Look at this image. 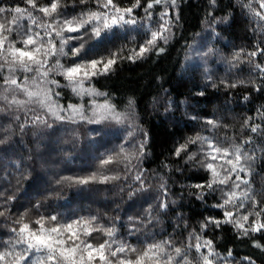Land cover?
Listing matches in <instances>:
<instances>
[{
    "label": "snow or ice",
    "instance_id": "snow-or-ice-1",
    "mask_svg": "<svg viewBox=\"0 0 264 264\" xmlns=\"http://www.w3.org/2000/svg\"><path fill=\"white\" fill-rule=\"evenodd\" d=\"M184 2L92 0L93 7L89 0H23V6L0 0V117L6 121L0 123V150L30 133L39 138L66 131L78 141L79 129L86 125L96 126L87 134L90 144L97 143L96 137L120 134L114 147L96 149L95 164L86 173L57 174L34 202L19 196L34 170L22 165V158L14 161L15 185L9 181L10 187L0 189V218L8 228L6 239L0 240V264H264V187L257 189L251 182L257 165L264 162V105L255 116L243 118L239 134L214 115L174 148L172 156L181 162L175 171L205 173L199 182L181 187L196 189L190 195L220 213L204 216L197 228L172 207L177 201L169 200L165 175L144 166L150 136L140 122L135 97L118 100L98 87L124 62L143 63L166 53L181 27ZM209 2L211 9L218 6L217 0ZM237 6L256 24L253 48L241 47L225 56L211 45L206 51L190 45L185 59L198 57L206 64L210 56H218L229 73L237 70L216 80L205 68L208 87L264 92V0H237ZM230 11L222 17L208 11L203 22L213 38L219 35L214 25L226 22ZM242 64L251 69L246 77L241 75ZM250 98L251 93L242 97L245 102ZM162 167L171 173L174 166L164 162ZM91 185H112L147 206L141 215L127 217V232L121 231L125 225L119 223L118 209L114 216L56 210L54 201L66 187ZM23 200L28 203H20ZM170 212L179 223L171 232H155ZM225 227L238 240H248L261 256L241 257L231 246L219 250L209 233Z\"/></svg>",
    "mask_w": 264,
    "mask_h": 264
},
{
    "label": "trees",
    "instance_id": "trees-1",
    "mask_svg": "<svg viewBox=\"0 0 264 264\" xmlns=\"http://www.w3.org/2000/svg\"><path fill=\"white\" fill-rule=\"evenodd\" d=\"M23 6V0H10ZM125 0H121V3ZM90 6H95L89 0ZM217 7L211 9L209 0H185L181 6V27L176 31L175 38L168 45L166 53L160 57H153L147 62L132 64L124 62L118 71L107 80L101 79L98 87H105L115 94L118 100L135 97L139 112L140 122L149 133L148 141L149 155L145 160V168L150 173H161L168 179L169 200L175 199L177 203L172 207L178 213L183 214V219L190 227L198 228V221L206 215H220L218 210L205 207L195 196L190 193L197 191L194 188L181 187L190 183L199 182L205 175L203 172L185 170L183 173L175 171V165L181 163L172 156L176 145L186 135H190L193 129H199L204 118L222 116L223 122L232 125L239 134L240 124L246 115L255 116L256 109L264 105V92H255L251 87H237L225 91L222 87L214 89L208 87L204 79L205 68L211 73L213 79H220L229 73L228 67L218 56H210L207 63L198 57L186 60V52L189 46L206 51L211 45L225 56L241 47L251 50L256 42V35L252 31L256 24L248 16L242 14L237 6V0H217ZM159 8V6H157ZM230 11V18L226 22L216 25L215 31L219 35L213 38L211 28L206 27L204 18L208 11H212L216 17H222ZM199 33V35H197ZM138 40L141 37H137ZM192 55V53H189ZM241 75L246 77L251 69L241 65ZM237 73L232 69L230 76ZM205 91L204 96L197 93ZM251 93V98L245 102L242 97ZM171 101L169 105L168 102ZM167 107V110H166ZM198 117L192 120L191 117ZM6 122L0 117V123ZM95 125H86L80 128V140H74L70 132L59 131L54 135L43 134L39 138L31 133L22 138L14 139V146L0 150V189L15 185L16 168L14 161L22 158V165H31L33 168V179L23 185L19 196H27L32 202L42 193L44 188L51 187L55 177L59 175H75L86 173L95 164L96 149L104 150L102 146L114 147L118 142L116 135L110 133L103 139L96 137L97 143L90 144L88 132ZM224 129H221V133ZM244 135H253L256 142L260 138L255 134L245 131ZM119 137V136H118ZM31 155V159L29 156ZM259 155V154H258ZM43 161L51 163V169L44 166ZM164 162L172 164L173 171L167 173L162 167ZM90 167H82L83 164ZM182 167L183 166L181 164ZM46 175L48 181H41ZM251 182L259 189L264 187V162L257 165L256 171L251 177ZM153 189L156 181L153 180ZM42 184L44 186L42 187ZM181 194L183 198L181 199ZM153 195H156L153 191ZM114 196H117L115 199ZM107 201H104L106 200ZM213 201L210 198L209 204ZM20 203H28L23 200ZM49 203H53L49 201ZM56 210L64 213H80L87 215L89 212L107 213L114 216L119 211L121 220L119 223L125 225L121 229L127 232L129 215L136 216L143 213L144 201L142 199L129 200L127 193H120L112 185H91L86 189L76 186L66 187L60 198L54 201ZM51 210V209H49ZM16 207L13 208V214ZM179 223L176 213L163 218L161 224L154 229L157 233H168L173 226ZM218 232H222V239L218 238ZM218 232H210L219 250L223 251L231 246L234 254L241 257L251 254L260 257L258 250L252 248L248 240H238L229 227ZM8 228L5 226L4 218H0V240L6 239ZM94 235H97L94 233ZM135 242V238H132Z\"/></svg>",
    "mask_w": 264,
    "mask_h": 264
},
{
    "label": "rangeland",
    "instance_id": "rangeland-1",
    "mask_svg": "<svg viewBox=\"0 0 264 264\" xmlns=\"http://www.w3.org/2000/svg\"><path fill=\"white\" fill-rule=\"evenodd\" d=\"M91 126V125H90ZM110 134V133H109ZM114 135H116V137H118L120 134L119 133H113ZM43 163H44V166L45 167H48L49 169H51V163L49 162V161H43ZM48 181V179H47V176L46 175H44V176H42V178H41V181ZM44 186V184H42V187ZM117 196H114V198L113 199H115ZM104 201H107V198H106V200H104Z\"/></svg>",
    "mask_w": 264,
    "mask_h": 264
}]
</instances>
